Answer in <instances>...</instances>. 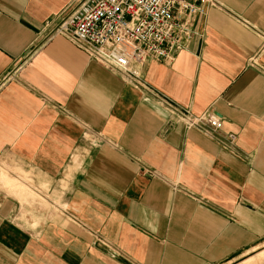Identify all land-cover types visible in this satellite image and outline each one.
I'll return each instance as SVG.
<instances>
[{
	"label": "crops",
	"instance_id": "0c3cea01",
	"mask_svg": "<svg viewBox=\"0 0 264 264\" xmlns=\"http://www.w3.org/2000/svg\"><path fill=\"white\" fill-rule=\"evenodd\" d=\"M192 1V39L133 83L56 32L76 0H0V264H229L264 245V0Z\"/></svg>",
	"mask_w": 264,
	"mask_h": 264
},
{
	"label": "built area",
	"instance_id": "2783aa9c",
	"mask_svg": "<svg viewBox=\"0 0 264 264\" xmlns=\"http://www.w3.org/2000/svg\"><path fill=\"white\" fill-rule=\"evenodd\" d=\"M200 12L192 0H76L56 32L125 80L139 83L148 60L174 61L193 37L191 17ZM176 114L187 128L213 133L222 127L215 111L200 118Z\"/></svg>",
	"mask_w": 264,
	"mask_h": 264
},
{
	"label": "rangeland",
	"instance_id": "374dc122",
	"mask_svg": "<svg viewBox=\"0 0 264 264\" xmlns=\"http://www.w3.org/2000/svg\"><path fill=\"white\" fill-rule=\"evenodd\" d=\"M229 264H264V245L252 249Z\"/></svg>",
	"mask_w": 264,
	"mask_h": 264
}]
</instances>
